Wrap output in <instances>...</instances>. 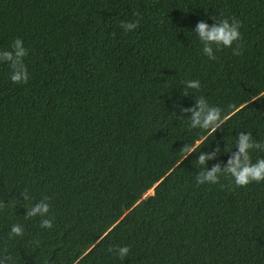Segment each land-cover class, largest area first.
<instances>
[{
    "label": "trees",
    "instance_id": "trees-1",
    "mask_svg": "<svg viewBox=\"0 0 264 264\" xmlns=\"http://www.w3.org/2000/svg\"><path fill=\"white\" fill-rule=\"evenodd\" d=\"M212 16L239 21L240 39L208 59L191 29ZM16 38L27 81L0 61L6 264H264V180L195 183L198 151L220 144L210 167L238 132L264 142V0H0V50ZM186 80L200 87L184 96ZM200 96L228 118L180 162L200 131L173 102ZM44 197L51 228L25 215Z\"/></svg>",
    "mask_w": 264,
    "mask_h": 264
},
{
    "label": "clouds",
    "instance_id": "clouds-1",
    "mask_svg": "<svg viewBox=\"0 0 264 264\" xmlns=\"http://www.w3.org/2000/svg\"><path fill=\"white\" fill-rule=\"evenodd\" d=\"M207 23L205 20H197L195 26L191 29L201 45V52L208 59H215L214 48L216 51L221 47L228 48L234 41L240 39L239 21L228 18L215 20ZM138 20L122 21L120 27L125 31H132L138 25ZM11 50H0V61L7 62L11 69L9 79L13 83H23L28 79V72L23 58L27 55V49L23 46L20 38H16L10 46ZM233 54H239V48L232 49ZM200 87L198 80L183 81L181 94L188 95L187 89H198ZM180 108V114L187 113V127L197 129L200 134L189 144H183L180 147V162L189 154L197 152L202 145H205L213 134L223 125L228 118L222 116V109L219 106L209 104L203 97H194V101L189 106H181L178 102H173V108ZM234 146V150H233ZM255 149L264 152V142L254 141L250 132L241 131L236 133V138L232 143V147L224 145V152L227 159L221 164L219 161L210 167L207 161L213 159L220 152V144L214 143L213 147L208 151H198L196 155L197 163L201 166V170L196 173L195 183H216L220 176L231 177L232 182L236 186H244L252 181L260 182L264 180V157H256L253 160L250 156V150ZM23 197L27 200L28 194L25 191ZM48 197H44L27 207L25 215L27 217H40L41 228H51L52 219L48 218L49 204ZM22 228L19 224H13L10 227L9 234L19 236ZM129 248L127 245L117 246L114 249V255L121 260L128 256ZM11 257L0 258V264H6Z\"/></svg>",
    "mask_w": 264,
    "mask_h": 264
},
{
    "label": "water",
    "instance_id": "water-1",
    "mask_svg": "<svg viewBox=\"0 0 264 264\" xmlns=\"http://www.w3.org/2000/svg\"><path fill=\"white\" fill-rule=\"evenodd\" d=\"M154 192V186L152 187V193ZM152 193H150V194H152ZM146 195H149V194H145L144 196H146ZM143 196V197H144Z\"/></svg>",
    "mask_w": 264,
    "mask_h": 264
},
{
    "label": "rangeland",
    "instance_id": "rangeland-1",
    "mask_svg": "<svg viewBox=\"0 0 264 264\" xmlns=\"http://www.w3.org/2000/svg\"><path fill=\"white\" fill-rule=\"evenodd\" d=\"M151 192L150 191H148L146 194H150Z\"/></svg>",
    "mask_w": 264,
    "mask_h": 264
},
{
    "label": "bare ground",
    "instance_id": "bare-ground-1",
    "mask_svg": "<svg viewBox=\"0 0 264 264\" xmlns=\"http://www.w3.org/2000/svg\"><path fill=\"white\" fill-rule=\"evenodd\" d=\"M152 193V189L149 190Z\"/></svg>",
    "mask_w": 264,
    "mask_h": 264
}]
</instances>
